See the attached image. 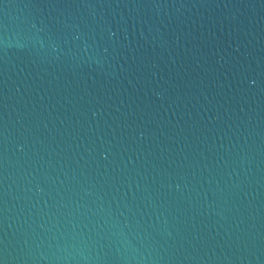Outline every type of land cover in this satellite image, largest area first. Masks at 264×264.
Masks as SVG:
<instances>
[{"label":"water","instance_id":"water-1","mask_svg":"<svg viewBox=\"0 0 264 264\" xmlns=\"http://www.w3.org/2000/svg\"><path fill=\"white\" fill-rule=\"evenodd\" d=\"M0 264H264V0H0Z\"/></svg>","mask_w":264,"mask_h":264}]
</instances>
